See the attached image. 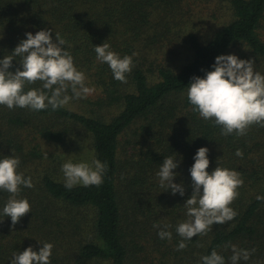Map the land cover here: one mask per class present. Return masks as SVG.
<instances>
[{
	"label": "trees",
	"instance_id": "1",
	"mask_svg": "<svg viewBox=\"0 0 264 264\" xmlns=\"http://www.w3.org/2000/svg\"><path fill=\"white\" fill-rule=\"evenodd\" d=\"M210 7L224 18L213 14L207 32L203 10ZM263 27L264 0H0V59L26 32L52 29L94 88L57 110L0 105V159L19 157L17 172L34 185L21 186L17 199H27L31 211L14 226L3 215L10 194L0 190V264L43 243L53 244L50 264H203L213 250L231 264L232 245L255 249L238 264H264V200H257L264 197V127L221 135L187 97L192 78L214 70L219 55L254 59L264 75ZM104 42L121 58L132 56L126 83L97 60L94 47ZM201 147L209 150V174L217 166L241 173L230 204L237 215L177 250L183 238L176 227L188 219L184 202L192 193L189 169ZM173 153L180 160L173 183H183L184 196L161 187L157 175ZM69 159L106 163L103 183L67 189L61 166ZM154 224H170L171 240Z\"/></svg>",
	"mask_w": 264,
	"mask_h": 264
},
{
	"label": "clouds",
	"instance_id": "2",
	"mask_svg": "<svg viewBox=\"0 0 264 264\" xmlns=\"http://www.w3.org/2000/svg\"><path fill=\"white\" fill-rule=\"evenodd\" d=\"M25 36L26 39L21 40L10 55L0 59V105L8 109L19 107L35 111L51 106L52 110H57L68 105L72 99L86 98L94 92V88L86 86L84 72L74 65L72 55L64 48L67 41L59 33L54 35V40L52 29L37 31L35 35L26 32ZM94 51L97 60L109 66L114 79L127 82L126 74L133 67L132 56L121 58L105 42L95 46ZM16 57L20 58V67L14 72L9 71ZM254 66V59H239L234 54L219 55L212 65L214 70L206 72L204 78L193 77L189 84L187 97L192 110L203 119L221 126V135L235 133L243 136L252 125L264 127V75L255 71ZM36 81L43 82L42 88L25 92L26 85ZM208 151L206 147L199 148L194 156L195 162L189 169L192 193L184 202L188 219L176 227V232L183 238L177 250L187 247L185 240L206 235L214 224H225L237 215L230 204L239 195L237 189L243 185L241 173L217 166L209 174L206 171L209 167ZM235 155L240 157L243 154L237 149ZM179 163L175 153L169 155L164 158L157 175L161 187L167 185L172 194L184 196L183 183H173L178 175L173 170ZM19 164L20 158L17 156L0 159V190L10 194L3 207V215L11 218L13 226L31 211L27 199H17L21 186H34L31 177L17 172ZM61 170L65 187L71 189L76 185L100 186L108 168L98 159L75 163L69 159ZM257 200H264V197L257 196ZM153 227L161 228L159 224ZM169 228L170 224H164L158 236L171 240L172 233L167 231ZM42 245L38 252L31 246L23 252H14L10 264H50L53 244ZM231 248V264H238L241 259L247 261L255 251L238 249L235 245ZM201 259L203 264H225L224 258L215 250Z\"/></svg>",
	"mask_w": 264,
	"mask_h": 264
},
{
	"label": "rangeland",
	"instance_id": "3",
	"mask_svg": "<svg viewBox=\"0 0 264 264\" xmlns=\"http://www.w3.org/2000/svg\"><path fill=\"white\" fill-rule=\"evenodd\" d=\"M215 13H216V15L219 17V16H221V19H223L224 17H223V15H222V12L218 9V10H214L213 8H211L210 7V9H205L204 8V10H203V15L205 16V17H207L209 20H208V22H207V26L206 27H204L203 29V31H205L207 28V32H211L212 30H211V28H214V25H212V18H214V17H212V15L214 14L215 15ZM210 21V22H209ZM217 27V26H216ZM261 31H263V33H264V27L262 28V30ZM86 157H88V153L86 152V150L84 149L83 150V154H82V158H86Z\"/></svg>",
	"mask_w": 264,
	"mask_h": 264
}]
</instances>
